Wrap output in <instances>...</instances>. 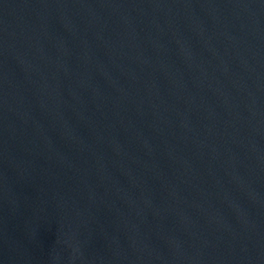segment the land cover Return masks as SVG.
I'll return each mask as SVG.
<instances>
[{"label": "water", "instance_id": "obj_1", "mask_svg": "<svg viewBox=\"0 0 264 264\" xmlns=\"http://www.w3.org/2000/svg\"><path fill=\"white\" fill-rule=\"evenodd\" d=\"M0 264H264V0H0Z\"/></svg>", "mask_w": 264, "mask_h": 264}]
</instances>
